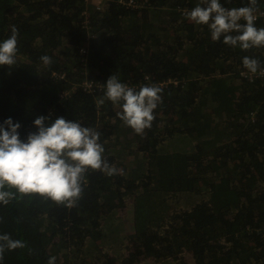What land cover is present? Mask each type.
Returning <instances> with one entry per match:
<instances>
[{"label":"trees","instance_id":"16d2710c","mask_svg":"<svg viewBox=\"0 0 264 264\" xmlns=\"http://www.w3.org/2000/svg\"><path fill=\"white\" fill-rule=\"evenodd\" d=\"M101 2L0 0V41L13 25L19 32L16 63L0 66V124L9 117L19 122L20 139L26 140L37 131L33 122L40 115L50 118L46 125L61 116L77 121L101 134L105 159L124 173L109 177L89 169L72 207L5 185L2 190L13 196L0 203V236L21 246L8 250L0 241L5 245L0 264H111L102 243L119 244V264H141L150 257L168 264L165 260L184 252L185 264V254L193 264H264V80L239 75L246 70L245 56L264 66V48L244 51L223 38L213 41L207 26L184 15L199 0ZM220 2L231 9L248 0ZM260 10L264 0H258ZM255 24L264 28V19ZM42 55L53 62L45 65ZM218 74L227 84L212 83ZM112 75L133 88L163 89L145 135L122 124L118 104L97 107ZM211 76L209 87L205 82ZM181 136L190 139L182 149L185 186L171 195L184 200L169 211V191L149 167L155 155L168 151V141ZM114 140L120 144L108 142ZM220 183L232 197L217 208L211 192ZM126 194L140 201V221L135 216L121 245L126 235H106L104 222ZM174 241L180 242L178 256L172 254Z\"/></svg>","mask_w":264,"mask_h":264},{"label":"clouds","instance_id":"9594fccd","mask_svg":"<svg viewBox=\"0 0 264 264\" xmlns=\"http://www.w3.org/2000/svg\"><path fill=\"white\" fill-rule=\"evenodd\" d=\"M257 12L258 0H248L247 5L231 9L224 7L220 0H199L184 15L195 25L207 26L213 41L223 38L224 44L247 51L264 48V28L255 24ZM18 36V29L13 25L11 35L0 41V66L16 63ZM40 60L45 65L53 62L48 55H42ZM242 64L248 73H264L256 58L245 56ZM162 93L163 89L155 84L137 89L112 75L96 103L97 107L106 101L118 104L120 111L116 115L122 124L143 136L152 127ZM49 119L38 116L33 122L37 131L30 132L26 140L20 139L19 122L14 123L9 117L0 124V203L7 204L13 196L2 190L7 185L20 194L36 193L72 207L82 194L89 169L109 177L124 174L123 169L105 159V147L98 131L62 116L46 125ZM0 241L7 242L8 250L21 246L7 235L0 236ZM4 251L5 245L0 243V260Z\"/></svg>","mask_w":264,"mask_h":264},{"label":"rangeland","instance_id":"374dc122","mask_svg":"<svg viewBox=\"0 0 264 264\" xmlns=\"http://www.w3.org/2000/svg\"><path fill=\"white\" fill-rule=\"evenodd\" d=\"M90 0H87V2H89ZM148 0H146L147 2ZM92 3L95 5L100 6L102 4L101 0H92ZM244 74V70H242L239 75L242 76ZM237 75V73H236ZM216 78H214L212 80V76L209 77L206 80V86H211L210 84V80H212V83H215L214 85H218V84H224L227 82V78L226 76L222 77V75H215ZM231 82V81H229ZM88 84V83H87ZM227 84V83H226ZM212 85V86H214ZM226 89H229V87L227 85L223 86ZM229 94H232V90L229 89L228 90ZM234 94V93H233ZM110 144H117L119 145L120 142L117 141H108ZM190 143V139L185 137V136H181L176 138L174 141H168L166 148L168 149V151L166 153H161V154H157L155 155V165L154 166H150L149 168L156 171V175L153 177L154 179H156L159 183V186L162 189H168L169 193L168 195H170L167 198V203H168V207H171L169 209V211H172L173 209H175L176 205H178L179 201L180 204L182 203V201L184 199H181L182 196L184 195H176L173 196L171 195V192L175 191V190H179V188L181 187V185L183 184V186H185V178H186V154L185 151L182 150L184 148H188V145ZM115 147V146H114ZM139 159L144 161L145 164H147V158L146 156L141 153L139 155ZM122 162V160H121ZM120 165V163L118 164ZM120 167V166H119ZM134 167V164L129 163L127 165V171L129 173L132 172V169ZM131 179V177H129ZM127 182L129 183V181L127 180ZM232 193L231 191L227 188L226 184L224 183H220L218 186L214 187L212 189L211 192V203L217 207V208H221L223 205L226 204L227 201H229L231 199ZM129 194H126L123 196V199H118L116 201V203L114 204L115 208L113 210L108 211L109 214H111L109 216V218H106L107 221L104 222V228L106 230V235H110V234H118L120 236H125L126 238L121 242V245L124 244L126 245L124 242L125 240L130 237V234L127 232L128 228H130L131 226H133L132 221H134V218L136 216L137 221H140L139 218L137 217V210L140 206V201L138 200L136 202V200L130 199ZM113 207V202H108V208H112ZM139 213H141L142 215L146 214V210L145 209H140ZM109 224H113L114 227H108ZM116 225V226H115ZM185 229L186 227L184 225H182ZM104 228L101 229V231H104ZM119 229V230H118ZM109 237V236H108ZM108 237H106L105 239H108ZM102 240H104V238H102ZM103 247H104V253L107 252L108 256L111 257V264H119V253L115 252V250L117 248H119V244H115L113 246L111 245H106L104 243H102ZM172 254H176L178 256V252L180 250V242L179 241H174L173 245H172ZM125 251V250H124ZM123 251V252H124ZM185 253V252H184ZM180 254L178 257L175 258H170V260H165L166 262H168V264H185L184 262L180 261L181 256L184 255ZM186 256H188V263L187 264H193V260L192 257L189 256L188 254H185ZM151 258V257H150ZM146 259L145 261H143V263L141 264H164V262L162 261V263H155V259ZM102 264H110V263H102ZM195 264V263H194Z\"/></svg>","mask_w":264,"mask_h":264},{"label":"built area","instance_id":"2783aa9c","mask_svg":"<svg viewBox=\"0 0 264 264\" xmlns=\"http://www.w3.org/2000/svg\"><path fill=\"white\" fill-rule=\"evenodd\" d=\"M261 17L264 19V10H260L257 12L256 20H258ZM261 67L262 69H264V66H261ZM242 76L248 77L250 80H255L257 78L264 80V73H261V72H258L257 74H251V73H248L247 70H245Z\"/></svg>","mask_w":264,"mask_h":264}]
</instances>
